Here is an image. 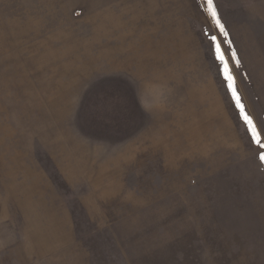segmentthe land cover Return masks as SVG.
<instances>
[{"label":"rangeland","instance_id":"obj_1","mask_svg":"<svg viewBox=\"0 0 264 264\" xmlns=\"http://www.w3.org/2000/svg\"><path fill=\"white\" fill-rule=\"evenodd\" d=\"M214 3L227 39L203 0H0V264H264V164L206 35L264 132V0Z\"/></svg>","mask_w":264,"mask_h":264},{"label":"snow or ice","instance_id":"obj_2","mask_svg":"<svg viewBox=\"0 0 264 264\" xmlns=\"http://www.w3.org/2000/svg\"><path fill=\"white\" fill-rule=\"evenodd\" d=\"M203 5L207 18H210V23L215 25L216 29L219 30V33L227 39L228 33L225 30L224 24L221 22L214 0H203ZM206 35H208L210 39V49L214 48L216 59L221 65L220 71L222 72L224 80L228 85L232 99L234 100L236 107L239 109L240 118L246 125V132L250 136V143L254 144L257 149L260 150L258 151V159L260 163L264 164V132L257 127V124L254 122L253 118L248 115L245 109L236 88L235 76L229 66L228 59L225 57L224 51L221 49L217 36L211 35L210 33H206ZM229 50H231V44H229ZM231 59L235 62L236 67L240 66L239 60L234 51L231 52Z\"/></svg>","mask_w":264,"mask_h":264}]
</instances>
